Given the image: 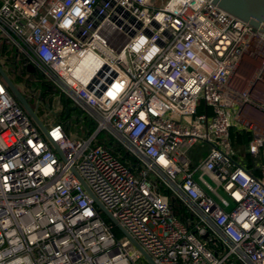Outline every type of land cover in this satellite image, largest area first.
<instances>
[{
  "label": "built area",
  "instance_id": "built-area-1",
  "mask_svg": "<svg viewBox=\"0 0 264 264\" xmlns=\"http://www.w3.org/2000/svg\"><path fill=\"white\" fill-rule=\"evenodd\" d=\"M0 44L82 113L41 120L62 160L0 78V264H147L74 171L156 264H264L263 30L211 0H0Z\"/></svg>",
  "mask_w": 264,
  "mask_h": 264
},
{
  "label": "water",
  "instance_id": "water-1",
  "mask_svg": "<svg viewBox=\"0 0 264 264\" xmlns=\"http://www.w3.org/2000/svg\"><path fill=\"white\" fill-rule=\"evenodd\" d=\"M219 8L226 11L227 13L237 17L241 21L249 24L251 27L261 29L264 31V0H211ZM25 70L29 73H35L36 70L31 65H27ZM0 78L11 96L26 112L32 123L38 128L42 136L49 142L54 151L63 160V154L58 148L56 143L52 142L47 136V130L45 125L42 123L38 113V103L34 106L30 105L27 98L18 89L16 84L12 81L10 76L3 69L0 64ZM48 108V104L45 105ZM75 109V107H72ZM67 113V111H66ZM74 171V170H73ZM78 179L81 181L85 190L89 196L93 199L94 205L101 212L102 216L106 218L120 233L121 236L125 237L131 245L139 252L142 259L147 264H156L154 260L148 255V253L141 247V245L128 233V231L119 223V221L107 210V208L97 199V197L91 192L84 181L80 178L76 171H74Z\"/></svg>",
  "mask_w": 264,
  "mask_h": 264
},
{
  "label": "trees",
  "instance_id": "trees-1",
  "mask_svg": "<svg viewBox=\"0 0 264 264\" xmlns=\"http://www.w3.org/2000/svg\"><path fill=\"white\" fill-rule=\"evenodd\" d=\"M18 57L19 56L16 54V52L13 49H9L6 46V44H0V61L3 60V62H4L3 67L6 65L9 67V68L6 67V70H5L6 73L9 75L11 71L17 70V66H18V67H20L19 74L24 75L25 77H28L31 79V83H28L29 88H33V87L35 88L36 87L37 89H40V88L45 89L44 93H42V92L40 93V96L42 98H40V100H39L37 113H38V110L40 108L45 109V104H48V107H50V105L52 104L53 110L58 111L57 116L56 117L53 116L54 117L53 121H57L60 124H62L66 133L68 135L71 134L72 125L75 123V121L79 122L82 119V113L76 108L73 109L72 108L73 106L70 103V101L64 97L58 98L57 101H54V100L51 101L52 98L54 97V91L52 90V88L49 87V85L48 86L41 85L39 82L40 81L39 79L36 80L35 78H33L34 76L27 74L26 70L24 68H21L22 62L19 60ZM7 70H9V72ZM13 82L15 84H17L14 80H13ZM29 99L30 98H27L28 102L30 103L31 101ZM66 111H67V113H66ZM196 112L197 113L210 114L211 109L209 107H207L203 102H200V104L197 107ZM90 127L92 129L93 125H90ZM250 138H251V134L247 130H237L235 128L230 130L231 146H232L233 150L236 152L245 151L247 149V145H248ZM111 142L112 141L108 136H106L104 134L99 135V143H101L102 145H104L108 148H111L113 145ZM123 155H124V153L122 152L121 156H123ZM126 157L127 156H125V158ZM122 160H124V159H122ZM195 160H196V158L193 156L192 162L194 163ZM170 202H171L172 212L175 215H177L182 222H185L187 225H189L186 222L187 214L185 213V210L181 206H179L175 201H172L170 199ZM104 220H105V222L109 223V221L106 218H104ZM112 231L116 237L121 236L115 227H113Z\"/></svg>",
  "mask_w": 264,
  "mask_h": 264
},
{
  "label": "rangeland",
  "instance_id": "rangeland-1",
  "mask_svg": "<svg viewBox=\"0 0 264 264\" xmlns=\"http://www.w3.org/2000/svg\"><path fill=\"white\" fill-rule=\"evenodd\" d=\"M6 67L9 68L7 65L3 67V69L5 68L6 70ZM9 72V70H7ZM10 78L12 79V81L14 80L17 84L16 86L18 87V89L23 93L24 96H28L29 95V91L28 89H26V87L24 86V83L20 80H18V76L17 75H14L12 73L9 74ZM44 93L45 92V89L44 88H40V89H37V91L34 93V95H32L31 97H29L30 99V105L34 106L36 104V102H38L40 100V98H42L40 96V93ZM54 99L52 98L51 101H53ZM52 103V102H51ZM55 113V110H53V107H52V104L50 105V107L48 108H45V109H39L38 110V115L40 116L41 120L44 122V124L46 126H49V124L54 120V117H53V114ZM206 149V147H204ZM204 149V150H205ZM201 152V149L195 147L193 149V154H197V153H200ZM203 152V150H202ZM142 264H144L142 262Z\"/></svg>",
  "mask_w": 264,
  "mask_h": 264
},
{
  "label": "flooded vegetation",
  "instance_id": "flooded-vegetation-1",
  "mask_svg": "<svg viewBox=\"0 0 264 264\" xmlns=\"http://www.w3.org/2000/svg\"><path fill=\"white\" fill-rule=\"evenodd\" d=\"M0 64L2 65V67H3V64H4V62H3V60L2 61H0ZM20 65V64H19ZM21 68H22V65H21ZM5 70V69H4ZM19 71H20V67H18L17 66V70H14V71H11L10 73H12V74H14V75H17L18 77V80H20V81H22L23 83H24V86L26 87V89H28V91H29V94H31L32 92H34L37 88L35 87H33V88H29V84L28 83H31V79L30 78H28V77H25L24 75H20L19 74ZM27 72V71H26ZM27 74H29V75H32V76H34L33 78H35L36 80L37 79H39L40 81V84L41 85H46V86H48V83H46V81L42 78V76L36 71L35 73H29V72H27Z\"/></svg>",
  "mask_w": 264,
  "mask_h": 264
}]
</instances>
